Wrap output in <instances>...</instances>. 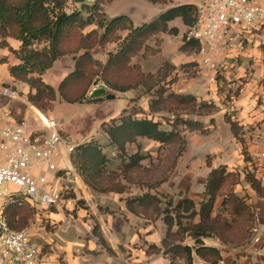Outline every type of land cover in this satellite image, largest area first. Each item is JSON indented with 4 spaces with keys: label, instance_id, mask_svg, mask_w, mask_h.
<instances>
[{
    "label": "crops",
    "instance_id": "crops-1",
    "mask_svg": "<svg viewBox=\"0 0 264 264\" xmlns=\"http://www.w3.org/2000/svg\"><path fill=\"white\" fill-rule=\"evenodd\" d=\"M93 1L85 4H92ZM143 1L146 3L143 4L144 9L140 8L142 0H113L106 3L103 10L108 18L127 15L136 27L149 23L170 7L196 3V0H170L166 4ZM74 5L78 4L74 1ZM148 10L153 11L147 14ZM168 25L176 27L178 34L159 33L153 36L146 44L153 49H159V52L154 55L150 53L143 55L144 50H142L139 55L131 59L130 66L137 64L143 73L155 74L161 62H167L177 68L179 65L198 60L195 54L188 55L179 50L187 30L181 19L176 18ZM261 25L255 24L250 33L240 35L241 40H236L235 37L232 46L223 47L217 55V64L221 69L220 75L227 81V88L240 86V93L237 97L232 96L230 101H223L224 98L217 91L220 86L219 77H216L215 82L210 80L217 72L215 73L208 66H199L197 70L199 78L191 79L189 83L184 84L185 87L182 89L184 93L196 96L198 102H212L216 106V110L210 115L190 117L192 120L202 122L210 133L208 135H202L198 131L188 133L190 136L187 138L185 156L181 157L184 161L180 162L185 170L191 172L187 173V177L189 174L191 176L188 177L185 186L173 192H163L160 185L154 189L155 192L152 190L150 194L155 195L158 192L173 195L181 191L198 204L204 198L205 184L210 170L221 165L226 166L228 171L247 169L252 171L256 178L264 177V157L261 155L264 154V27L260 29ZM94 28L96 26L90 25L86 27L84 33ZM236 32L234 34H237ZM120 35L124 37L126 32H120ZM156 39L160 40L159 46L156 45ZM2 40L3 38L0 37V41ZM5 40L9 47L0 46V95L5 101L3 103L0 99V106L12 114V119L1 123L0 128L4 127L5 123L13 125L21 119L26 120L31 130L40 128V119L30 111L32 108L40 118L52 120L56 126H59L60 124H57L55 120L61 122L60 112L62 108L64 109V105L87 103L86 101L66 103L57 93L51 108L43 113L30 105L27 98L29 86L26 83L15 81L8 71L10 66L19 63L13 51L18 50L21 43L12 38ZM239 44L243 46L242 49L239 48ZM116 49L117 43L98 44L90 53L95 60L105 63L108 54L115 52ZM84 52L85 50H81L77 54L66 55L58 59L41 76L42 80L57 90L63 79L74 71L77 57ZM9 83L18 85L19 91H15L18 97L12 99L1 94L2 88L7 87L5 85ZM90 88L91 86L88 91ZM138 91H128L133 96L125 102L124 109L131 107L132 99L142 98V93ZM106 95H108L107 92ZM115 97L116 95L113 96ZM105 100L104 97L103 101L87 104L103 105ZM139 105L144 110L148 109L143 104ZM146 105L148 107V102ZM121 112L111 119L119 117ZM225 114L241 127L244 145L234 138L229 124L225 122ZM212 119L214 125L210 123ZM100 131L104 133L101 126ZM203 147H207L208 151L200 155L199 150ZM244 147L245 156L242 154ZM0 154L3 157L6 151H0ZM205 157L206 159L210 157V167ZM56 163L61 164L62 160L56 158ZM177 174L178 167L176 166L174 175ZM48 179L58 190H61L65 184L63 177L53 180V175L49 174ZM192 181H196V185ZM195 187H197V192H194ZM238 187L239 185H236L234 192H238ZM187 189L188 193H186ZM73 191L76 193L75 198L68 200V203L64 201L51 209L40 210V213L34 215L32 223L29 224L32 241L40 250L37 264H171L167 256L148 249L149 245L161 247V240L166 232L162 216L157 218L154 215L156 219L152 220L146 215L151 213L150 209H143L136 203L131 208L128 207V199L123 193L111 192L109 195L102 193L95 197L91 195L93 197L91 198L76 188ZM239 196L257 213L259 218L264 219V196H258L251 188L248 191V197ZM221 201L222 199L216 201L213 215L221 211ZM96 207L102 208L99 212L102 223L96 214ZM243 242L238 245H223L217 238L205 240L206 245L217 247L221 251V264H264V251L260 254L252 253ZM176 264H185V262L178 260ZM193 264H201V261L195 257Z\"/></svg>",
    "mask_w": 264,
    "mask_h": 264
},
{
    "label": "trees",
    "instance_id": "trees-1",
    "mask_svg": "<svg viewBox=\"0 0 264 264\" xmlns=\"http://www.w3.org/2000/svg\"><path fill=\"white\" fill-rule=\"evenodd\" d=\"M68 1L0 0V37L3 38L0 41V46L9 47L6 38H12L21 43L20 48L16 51L10 48L19 63L10 66L8 71L15 81L26 83L29 86L27 98L32 105L44 111L48 110L56 100L57 93L66 103L70 104L84 101L98 103L103 101L104 97H85L94 76L98 77L97 75H99V80L96 81L104 83L113 91L124 93L143 85V82L139 83L138 79L136 82L125 81L126 76L124 77L121 72L133 69L137 71L139 79L155 78L156 85H161L156 91L157 99L148 103V114L142 109L138 110L144 114V118H135L139 114L138 111L128 108L131 109V112L129 111L130 113L128 112L127 115H123L127 110L124 109L118 120L111 119L112 123L119 122L117 131L108 128L106 122L101 124L102 131L109 136L113 143L120 144V146L125 143L124 140L119 141V138L123 137V134L120 136L119 132L127 134L132 139L147 138L161 143L170 139L171 132L160 130V124L154 121V115L164 111L174 112L172 105L176 108L182 106L191 109L186 113L187 115L189 113H196L199 116L210 115L216 110V106L212 102H198L197 98L191 94H177L165 87L172 82H166V80L170 73L177 69L175 66L164 62L155 74L143 73L137 64L130 66L131 59L139 55L142 50H144L143 55L149 53L154 55L159 52V49H153L146 44L150 38L159 33L178 34V29L169 27V22L180 18L187 31L192 28L198 20V8L195 4L175 5L161 12L149 23L135 27L127 15L122 14L113 18L106 16L103 6L113 0H94L92 4H82L80 8L76 6V10L71 14L65 10ZM71 1L73 2V0ZM146 1L153 4H166L170 0ZM84 11L87 16H84ZM90 25H94L96 28L84 33L86 27ZM120 32H126V35L122 37ZM155 41L159 46L160 40L156 39ZM108 43H117L116 51L108 54L105 63L95 60L90 51L98 44ZM81 50H85V52L77 57L74 71L63 79L57 90L42 80L41 76L53 66L55 61L66 55L77 54ZM179 50L188 55L196 54L199 50V43L194 39L187 40L185 33ZM185 65L197 68L195 62L183 64L181 68ZM115 73H121V77L124 79L113 80L111 74ZM149 91L146 89L147 94ZM166 92L167 95L163 96ZM135 101L132 99L130 103ZM178 122L190 132L198 131L202 135L210 133V130L205 128L202 122L182 118H178ZM225 122L229 124L236 141L244 145L241 127L238 123L231 120L227 114H225ZM175 123L176 121L172 123L173 128L177 125ZM211 124H214V120H211ZM90 143H83L75 147L73 154L82 152L83 155H92L97 152ZM242 154L246 155L245 147ZM131 157L142 159L137 153ZM209 160L210 157H207L208 167H210ZM241 172L251 189L258 196H264V187L260 182L246 169ZM241 172L228 171L227 167L222 165L211 169L205 184L204 198L198 204L181 191L173 195H164L158 192L155 195L145 193L137 198L128 199V207L131 208L136 203L143 209L155 212L157 217L162 216L166 232L161 240V247L149 245L148 249L155 253H162L167 257L170 256L171 264L174 263L175 258L183 260L185 264H193L195 257L201 261V264H221V251L217 247L206 245L205 240L217 238L223 245L241 244L246 239L253 221V219L250 220L249 206L243 199L239 198L232 190L228 194L221 193L227 181H231L230 186L238 183L236 177ZM159 186L160 183L156 184L155 189ZM186 193H188V189ZM219 198H222L221 207L230 217L243 214V223L236 232L231 231L233 227L229 224L230 222L235 224L233 218L228 220L222 211L213 215L214 206ZM26 204L14 202L7 206L6 216L11 229L13 228L10 223V210L15 209L17 214L15 213L13 217H17V215L19 217L22 207ZM251 213L253 212L251 211ZM249 221H251L250 225H248ZM188 239L192 244L183 243Z\"/></svg>",
    "mask_w": 264,
    "mask_h": 264
},
{
    "label": "rangeland",
    "instance_id": "rangeland-1",
    "mask_svg": "<svg viewBox=\"0 0 264 264\" xmlns=\"http://www.w3.org/2000/svg\"><path fill=\"white\" fill-rule=\"evenodd\" d=\"M74 1L75 0H73V2ZM197 1L198 0H196L195 2ZM77 4L78 8H80V6L85 3ZM143 4L146 3L142 0V3L140 5L141 9H144ZM135 6H137V4H135ZM152 11L153 10H148L147 14L151 13ZM83 14L84 16H87V13L85 11L83 12ZM263 27L264 23L261 25L260 29H262ZM243 34L244 33L234 34V38L236 37V40H241L239 39V37ZM163 63L161 62V65ZM177 68L178 72H176V70L171 72L166 80V82L172 81L171 84L164 86L166 88L168 87V89L174 93L189 95L188 93H184L182 89L185 87L184 84L189 83L191 79L194 80L196 78H199L197 74L198 68L195 69L191 65H185L183 68H181V65H179ZM220 70L221 69L218 65L215 78L217 76L219 77L218 80H220V86L218 87L217 91L218 94L224 98V102L230 101V97H237L239 95L240 86H238L237 88L236 86L227 88L228 83L226 80L222 79ZM121 73L124 74V77L126 76L125 81L127 82H136L137 79L140 80L139 83L143 82L142 86H138L134 89L139 90L138 92L142 93V98H135L136 101L134 103H130L132 104L130 108L138 111L139 109H142V106L139 104H143V106L147 109L148 107L146 105V102L149 103L151 100L157 99L156 91L158 86L161 84L156 85L155 78L139 79L137 71L133 69L131 71L125 70ZM121 73L111 74V78L113 80L121 81L122 79H124L121 77ZM97 76L98 77L94 76L92 78L90 82L91 84L100 83L99 81H96L99 80L100 77L99 75ZM176 84L179 86L177 87ZM172 85L174 87H172ZM5 86H7L10 90L19 91V87L15 83H9ZM104 89L106 90L108 95H116V97L110 99L105 97L106 100L103 105L87 103L64 105V109L62 108L60 112L61 122L55 120L57 124H60L59 126H56V129L59 130L62 135L67 138L69 145L78 147L83 143L86 144L88 142H91L90 144L94 146L95 151H97L92 155H83L82 152H77L71 155L72 165L74 168H76L78 175L74 188H76L78 191H83L87 197L91 198H93V195L95 197L97 194L104 193L109 195V193L115 192L123 193V195H125L127 199H130L137 198L138 196H141V194L153 192L156 184L159 183L163 192H173L180 187H184L185 183L188 182V177L191 176V174H189V176L187 177V173L191 172L185 170L183 166L180 165V162L182 160L184 161V159H182L181 157L185 156L184 154L186 152L188 143L187 138L190 136L188 135L190 131H188V129L183 124L179 122L177 123V120L178 118L188 120L192 116H197V114L189 113V115H187L186 113L191 111V109H187L186 107L184 108L182 106L176 108V106L172 105L171 107L173 108L174 112L164 111L154 115V121L160 124L159 129L168 133L171 132L170 139L161 143L147 138L138 137L132 139L127 134L119 132L120 136H122L123 134V137L119 138V141H125L123 146H120V144L113 143L107 134L102 133L100 131V126L104 121L110 119L108 120V122H106V126L110 129L116 130L119 122L112 123L111 118L116 117L125 108V102L129 101V99H131L133 95L129 92L116 93L107 86ZM146 89H148V91L150 90L148 92L149 94L146 93ZM176 89L180 90L177 91ZM193 93L196 92L193 91ZM166 95L167 92L163 96ZM85 97L92 98V96L88 94V90ZM0 99L4 103L5 100L1 95ZM30 105H32V103H30ZM33 106L41 113H43L44 110L39 109L35 105ZM30 111L34 114L35 117H38V119H40L36 114L34 108L30 109ZM129 111L131 112V109H127L125 113H123V115H127ZM144 111L146 114H148V109ZM138 113L139 114H137L135 118L142 119L145 117L144 114L140 111H138ZM118 118L120 117H117L116 119L118 120ZM175 121V124L177 125H175V127L173 128L172 123ZM199 151L200 155L201 153L203 155L208 150L207 147H203ZM136 153L138 154V156L142 157L141 160H138L137 157H131ZM176 166L178 167V174L175 176L174 171L176 169ZM246 171L254 176L252 171L247 169ZM236 180H238V183L233 186H230L231 181H227L221 193L228 194L232 190L233 193L238 196L244 195L245 197H248V191L251 187L250 184L244 180V174L241 172L239 176L236 177ZM192 182L195 185L197 183L196 181ZM236 185H239V187L237 188V193L234 192V188L236 187ZM4 187H6V185L0 186V191L4 189ZM7 187L9 188V190H16V188L12 185H8ZM196 188L197 187H195L194 192H197ZM75 195L76 193L72 189H69L64 194V198H75ZM163 202H165V200H163ZM22 208L23 209L21 210L19 217L18 215L17 217H13V215L15 216L16 213L15 209L10 210L9 212L11 220L10 223L13 229H20L29 226L30 222L32 223L34 219V215L40 213L39 210L31 207L28 204H26ZM220 210L228 220H231L232 218L235 220V224L232 222L229 223L233 227L231 231L236 232V230H239L243 223V214H239L241 218L238 215L230 217L226 213L224 208L221 207ZM100 211H102V208L96 207V214L98 215L102 223L101 216H99ZM251 211L253 213H251ZM248 212H250V220H252L254 218V211L250 206ZM146 215L149 216L152 220L156 219H154L155 212L153 211H151V213H147ZM250 222L251 221H249L248 225H250ZM208 239H206V241ZM183 243L192 244L189 239L185 240ZM178 260L180 259L175 258L173 264H176Z\"/></svg>",
    "mask_w": 264,
    "mask_h": 264
},
{
    "label": "built area",
    "instance_id": "built-area-1",
    "mask_svg": "<svg viewBox=\"0 0 264 264\" xmlns=\"http://www.w3.org/2000/svg\"><path fill=\"white\" fill-rule=\"evenodd\" d=\"M198 20L186 32V39H194L199 43L195 54L198 60L196 67L208 66L217 72V55L223 47L232 46L234 33L250 32L255 24L264 23V0H198ZM68 14L76 10L74 2L68 1ZM240 45V44H239ZM243 48L242 45L239 47ZM215 76L210 80L215 82ZM99 88H106L102 82L91 85L88 94ZM1 94L8 98L18 97L15 90L4 87ZM40 118V117H39ZM12 119V114L0 106V124ZM41 127L31 130L25 119L10 125L5 123L0 128V264H37L40 250L32 241L29 226L11 229L6 208L14 202L27 203L37 210H48L59 206L71 198H64L67 190H74L77 170L71 162L75 147L56 129L52 120L40 118ZM264 157V154H261ZM56 158L62 160L56 163ZM63 177L65 184L61 190L55 188L48 179ZM255 177V176H254ZM264 187V177H255ZM8 185L16 188L9 190ZM243 244L252 253L264 251V219L254 212V218Z\"/></svg>",
    "mask_w": 264,
    "mask_h": 264
},
{
    "label": "water",
    "instance_id": "water-1",
    "mask_svg": "<svg viewBox=\"0 0 264 264\" xmlns=\"http://www.w3.org/2000/svg\"><path fill=\"white\" fill-rule=\"evenodd\" d=\"M93 0H75L76 3H86V2H92ZM92 97H99V96H104L107 97L108 99L113 98V95H106V92L104 89L99 88L95 90L92 94Z\"/></svg>",
    "mask_w": 264,
    "mask_h": 264
}]
</instances>
